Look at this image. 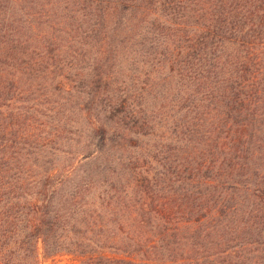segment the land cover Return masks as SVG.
I'll list each match as a JSON object with an SVG mask.
<instances>
[{"label":"trees","instance_id":"trees-1","mask_svg":"<svg viewBox=\"0 0 264 264\" xmlns=\"http://www.w3.org/2000/svg\"><path fill=\"white\" fill-rule=\"evenodd\" d=\"M68 3L89 16L134 14L141 30L123 42L154 56L151 73L166 66L184 82L170 98L184 115H169L170 136L160 133L166 118L138 109L142 88L132 81L97 103L104 124L91 127L98 144L85 162L113 143L104 125L146 142L137 156L124 137L117 144L123 155L112 165L133 184L112 193L61 194L78 163L54 176L55 163L42 159L57 150L17 86L20 75L57 78L70 68L44 32L43 10ZM94 73L80 92L114 83ZM63 88L70 96L74 87ZM39 252L71 258L65 264H264V0H0V264H38Z\"/></svg>","mask_w":264,"mask_h":264},{"label":"rangeland","instance_id":"rangeland-1","mask_svg":"<svg viewBox=\"0 0 264 264\" xmlns=\"http://www.w3.org/2000/svg\"><path fill=\"white\" fill-rule=\"evenodd\" d=\"M24 5L29 7V4ZM43 8L44 12L48 10L45 13L47 14L48 25L44 27V32L49 31L56 46H60V48L62 46L63 60L68 62L67 66L70 68L67 69L65 66L63 71H57L60 72L57 78H53V75H45L43 79H35V76L31 74L19 76L17 86L23 92L26 101L23 106L26 108L33 106L37 112L41 113L44 133L48 134L47 136L52 141L51 147L57 150L55 152L51 150L50 153L47 151L42 160L55 163L54 176L56 177L63 174L62 167L67 163H78L73 171V176H71V181L62 187L61 194L71 191L83 192V190H87L88 186V191L91 194L99 191L112 193L114 190L118 191L121 185L125 186L128 183L132 185L131 175L129 173L122 174L112 165L114 160L123 155L118 150L117 144H121L124 139V142L131 146L129 149L131 155L137 156L139 153L137 150L142 144L143 151L141 152L144 154V144L146 143L144 140L135 137L128 139V136L124 137L122 134L118 136L116 135V127L104 125L107 126L109 132L108 138L113 139L114 137L113 143L107 142L103 154L98 153L93 157L96 159L95 164H90L93 163L92 160L91 162L83 160L87 154L94 152L93 145L98 144L90 132L91 127L95 124L96 127L104 124L102 116L100 114L98 116L100 109L97 103L102 100L103 104L106 92L115 86L119 87V82H123L125 87H129L130 81H132V84L136 85V89L142 88L136 92L135 102L143 104L138 109L147 106L149 112H157L161 115L160 119L166 118L169 126H167V130L166 128L160 129V133L170 136L171 119L169 115L174 114L177 121L184 117L183 113L173 111L169 103L170 98L175 93L182 96V84L184 85V82L180 81L175 74L172 76L166 66H163L158 72L151 73V60L154 56L139 55L135 52L138 50L133 49L130 43L123 42L127 32L130 34L136 30L137 32L141 30L134 14H132L133 19H131L130 14L123 9L121 10L120 7H116L106 11L107 14H103V17L99 11L86 9L88 14L93 12V15L89 16L85 10L80 11L83 7L80 8L79 6L78 9L73 3L61 5L60 8L65 9L62 11L56 10L57 7L55 6L52 8L50 5H45ZM13 12L17 14L18 10L14 8ZM21 15L19 12V16ZM146 37L157 39L154 33H149L145 35ZM161 41L162 39H159L156 44ZM141 50L147 54L150 53L147 47L141 48ZM151 52H154V49H151ZM19 56H22V53H19ZM96 67H100L102 75L111 76L114 83H111L108 88L100 87L96 95L91 93L90 88H84L80 92V89L76 88L78 82L81 80L84 82L96 81L94 73ZM64 85L65 87H74L70 96L65 93ZM101 86H103L102 82ZM88 92L90 94L87 96ZM96 116L101 121L94 123ZM173 146L174 144L171 145L172 148ZM57 164L61 166L57 167ZM88 165L90 166L87 167ZM155 168L160 170L159 167ZM39 253L38 264H65L71 261V258L66 256L46 260L42 257L41 252Z\"/></svg>","mask_w":264,"mask_h":264}]
</instances>
